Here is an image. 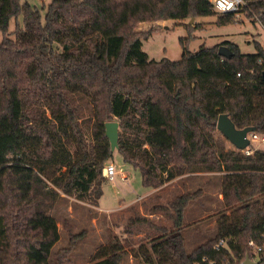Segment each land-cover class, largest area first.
<instances>
[{"label": "trees", "instance_id": "obj_1", "mask_svg": "<svg viewBox=\"0 0 264 264\" xmlns=\"http://www.w3.org/2000/svg\"><path fill=\"white\" fill-rule=\"evenodd\" d=\"M247 2L244 12L219 14L218 24L235 23L239 14L264 24V0ZM43 10L0 0V264H74L71 250L53 253L61 235L52 205L56 190L83 199L105 183L115 153L108 122L119 124L116 152L146 189L184 182L185 191L167 202L155 194L161 203L151 214H162L172 229L151 223L159 237L150 250L140 247L144 264H242L249 242L264 244V149L238 150L218 120L227 114L238 129L264 135V45L244 54L227 41L193 53V38L182 39L179 61L143 50L150 34L136 32L138 24L211 16V0H52ZM20 15L23 27L9 33ZM198 174L222 175L230 213L188 252L185 213L205 191L187 189L185 180ZM126 256L115 241L90 264H122Z\"/></svg>", "mask_w": 264, "mask_h": 264}, {"label": "rangeland", "instance_id": "obj_2", "mask_svg": "<svg viewBox=\"0 0 264 264\" xmlns=\"http://www.w3.org/2000/svg\"><path fill=\"white\" fill-rule=\"evenodd\" d=\"M24 1L40 9L43 14V8L52 2ZM219 17V14H214L184 21H148L138 24L136 32L150 34L147 40H143V50L151 59L158 61L181 60L184 53L182 39H187L188 42L193 38L188 45L193 53L203 46L214 47L227 41L237 44L244 54H254L256 43L264 45V27L257 20L239 14L235 23L220 25ZM18 26L23 27L21 15L17 20L11 21L9 33H14ZM192 29L193 32L190 33ZM3 38L4 34L0 31V43ZM81 111L83 118L88 119L90 111L83 103ZM87 126L88 123L85 128ZM108 164H114L117 168L116 180L111 182L104 177L105 183L93 186L91 193L85 198L78 199L74 195H66L56 190L58 197L52 205L51 214L57 220L61 239L53 248V253L63 249L71 250L69 254L74 264H90L101 247L119 241L128 253L122 264H144L140 247L145 246L150 250L153 240L159 237L151 223L172 229V223L162 214H151L152 208L161 203L155 197L160 193L168 195L164 199L167 202L173 194L185 191L184 182L176 180L156 195L144 198L140 196L146 194L147 189L143 186L141 173L125 163L118 151H115ZM123 174L128 175V180L123 179ZM185 181L187 189L196 190L202 187L205 191L204 198L192 203L185 213L183 234L186 237L187 250L192 252L216 234L218 218L224 212L230 213V209L224 205L221 174H198L189 176ZM50 187L53 188L51 184ZM100 191H103L102 195ZM136 254H139L138 257Z\"/></svg>", "mask_w": 264, "mask_h": 264}, {"label": "built area", "instance_id": "obj_3", "mask_svg": "<svg viewBox=\"0 0 264 264\" xmlns=\"http://www.w3.org/2000/svg\"><path fill=\"white\" fill-rule=\"evenodd\" d=\"M211 2L214 5V12L220 15L244 12L249 7L247 0H211ZM253 19L257 20L264 27V24L257 16ZM247 139L249 140L250 145L243 150L246 155L253 154L257 149H264V135L257 132H250L247 135ZM253 143L255 145H253ZM103 175L109 181L114 182L117 176V168L114 164H107ZM123 179L128 180V175L123 174ZM249 246L251 248V255L248 254L243 262L249 259L253 264H264V244L259 246L251 241L249 242ZM223 247H225V241L221 240L216 249L220 250Z\"/></svg>", "mask_w": 264, "mask_h": 264}, {"label": "water", "instance_id": "obj_4", "mask_svg": "<svg viewBox=\"0 0 264 264\" xmlns=\"http://www.w3.org/2000/svg\"><path fill=\"white\" fill-rule=\"evenodd\" d=\"M220 54L228 56L230 51L225 48H220ZM218 130L230 141V143L238 150H245L250 142L247 139V135L250 132H256L255 127H247L245 129H238L231 118L227 114H223L218 120ZM106 134L111 142L113 151H116L119 147V124L117 122H108L106 124ZM242 264H253L251 260L247 259Z\"/></svg>", "mask_w": 264, "mask_h": 264}, {"label": "crops", "instance_id": "obj_5", "mask_svg": "<svg viewBox=\"0 0 264 264\" xmlns=\"http://www.w3.org/2000/svg\"><path fill=\"white\" fill-rule=\"evenodd\" d=\"M176 182V181H175ZM173 183V182H172ZM172 183H170V184H172ZM169 185V184H168ZM160 190H149V189H147V192H146V194H144L143 196H140V197H149V196H153V195H155L156 193H158ZM139 197V198H140Z\"/></svg>", "mask_w": 264, "mask_h": 264}]
</instances>
